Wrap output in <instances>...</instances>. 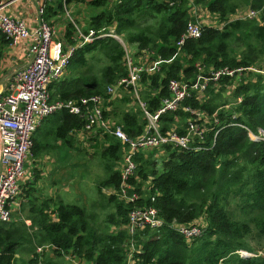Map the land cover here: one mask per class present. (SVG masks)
<instances>
[{
    "label": "trees",
    "instance_id": "trees-1",
    "mask_svg": "<svg viewBox=\"0 0 264 264\" xmlns=\"http://www.w3.org/2000/svg\"><path fill=\"white\" fill-rule=\"evenodd\" d=\"M70 1L83 0H50L44 18H55ZM192 1L201 4L203 12L215 14L222 25L201 24L199 36L186 39L180 51L174 53L173 39L192 17L193 7L189 12L188 0H87L92 11L81 32L88 28L109 32L111 26V32L118 34L124 44H134V50L150 49L168 59L159 63V71L140 75L144 85L140 97L150 111L168 96L167 80L189 81L198 71L196 62L203 69L264 66V0ZM242 5L257 10L256 15L231 18L230 14ZM64 22L63 49L74 42L73 33L77 36L74 24L68 19ZM122 42L96 32L90 41L76 45L64 72L49 83L50 99L102 93L106 84L125 72ZM90 59L98 63L95 70L87 66ZM82 65L87 67L82 70ZM243 70L230 90V98L240 97L236 103L218 101L219 86L211 85V81L201 101L193 93L181 100V104L200 108L209 115L203 139L198 141L201 147L177 149L164 145L160 158L153 157L155 148L133 155L136 166L127 177L131 185L127 192L134 190L139 196L132 200H124L117 192L122 143L100 128L89 132L86 139L95 148L101 165L93 187L102 199L99 204L110 209L96 221L81 201L58 199L49 207L48 198L28 197L27 202L20 201L18 213H13L12 206L10 220L0 223V264H13L19 251L30 253L29 264H58V258L71 264H123L130 239L137 247L133 256L138 264H264V254L249 251L244 241L245 237L264 236V140L248 138L238 124L264 129V78L249 68ZM227 78H220L218 84ZM187 115L179 108L166 110L160 115V128L175 123L176 131L181 133ZM116 120L129 135L138 133L145 122L139 106L121 110ZM81 123L78 114L65 108L53 110L32 131L30 151L34 154L45 146L53 147L57 140L73 146L77 140L73 132ZM34 175L21 184L17 198L26 192L25 186L34 183ZM109 187L112 191L104 193L102 189ZM142 204L154 205L162 224L129 235L124 228L127 210ZM192 221H200L203 228L198 237L186 242L174 223ZM36 247L41 250L36 252ZM237 250L252 255L240 256Z\"/></svg>",
    "mask_w": 264,
    "mask_h": 264
},
{
    "label": "built area",
    "instance_id": "built-area-1",
    "mask_svg": "<svg viewBox=\"0 0 264 264\" xmlns=\"http://www.w3.org/2000/svg\"><path fill=\"white\" fill-rule=\"evenodd\" d=\"M33 1L36 5V24L33 27H28L22 19L4 11L3 1L0 0V33L9 42L20 37L27 39V61L22 67L14 71L5 86V91L0 93V223L10 220L11 207L16 202L21 184L30 179L27 170V156L32 144L31 133L39 120L53 110L65 108L69 112L81 116V126L73 132L74 137L81 142L85 141L89 132L97 128L120 140L122 149L119 162L120 182L117 192L124 200H132L139 196L134 190L127 192V189L131 188L127 182V177L133 174L136 166V161L133 158L135 153L142 152L144 154L145 151L153 148L160 152L164 145L177 149L201 147L198 141L203 139L204 126L209 120V115L200 108L181 104V100L185 96L193 93L195 98L201 101L208 82L211 81V85L217 86L219 79L223 76L228 77L223 85L232 88L237 82L235 79L244 74L243 69L245 68L258 72L264 78V66L254 68L252 66L229 67L223 65L203 69L196 62L198 71L189 81L181 78H169L167 80L168 96L163 97L159 105L150 111L141 97L138 96L141 87L144 88L140 81V75L142 72L148 74L155 70L159 71V63L168 59H163L159 54H154L153 50L146 48L128 52L125 47L126 44L122 42L118 34L111 32L112 27H109V32L93 28H88L86 32L79 31V40L72 44H66L65 49H63L61 40L55 36L54 25L43 16L44 8L50 0ZM256 13L257 10L247 8L241 16L251 17ZM65 19L74 22L67 12ZM211 25L216 26V24ZM200 31L201 24L194 16L189 17L183 30L173 39L174 53L180 51L186 39L198 37ZM96 32L112 35L122 42L124 47L122 56L125 67L124 74L106 84L102 93L94 92L75 98L50 99L49 83L64 72L73 48L85 41H90ZM123 89L130 94L133 100H136L145 118L142 129L134 135L127 134L119 124L106 114V111H109L108 101L116 95L119 96L120 90ZM239 100L240 97L236 96L233 103ZM178 108L188 112V115L183 117L185 121L184 131L177 132L175 123L162 130L160 128L161 113ZM215 114L216 111L214 110L211 115ZM238 124L243 128L248 138L264 140L262 127L250 128L245 124ZM216 132L217 129L212 133V142ZM150 199H153V196H150ZM161 224L162 219L159 217L156 207L152 204H142L134 205L127 210L124 228L129 235H132L143 228L154 229ZM174 228L188 242L198 237L203 227L198 221H192L174 223ZM40 250L41 247L35 248L36 252ZM136 251L137 247L133 246L130 239L123 264H138L137 258L133 256ZM236 253L240 256L252 255L241 250H237Z\"/></svg>",
    "mask_w": 264,
    "mask_h": 264
},
{
    "label": "rangeland",
    "instance_id": "rangeland-1",
    "mask_svg": "<svg viewBox=\"0 0 264 264\" xmlns=\"http://www.w3.org/2000/svg\"><path fill=\"white\" fill-rule=\"evenodd\" d=\"M188 1L190 3L189 4L190 7L188 9L189 12L191 11V8L193 7L191 14L192 16L195 17V19L200 24L212 23V24H216L217 27H220L222 25V22H220L216 18L215 14H211V15L204 14L202 11L204 7L201 4L194 3L192 0H188ZM247 8L248 7L244 5L239 6L234 13L230 14V17L234 18L235 16H239L238 14L243 15V13L245 12ZM91 11H92V8L88 4L87 0L78 1V2L70 1L63 5L62 12H60L59 15L54 18L57 20V22H55L56 20L52 22L49 21V22L54 25L56 32L58 31L57 36L59 37L60 35H62L63 37L64 29L60 32L61 28H58L56 24L65 23L64 21H65L66 12H67V14L74 21L72 24H74V31L77 32V36H75L74 33L72 34L74 35V39H75L74 42H75L76 40H79L78 32L79 31L81 32V30H83L82 28L85 27V24L88 18L87 16L89 15ZM108 27H111V26H108ZM96 30H100V29H96ZM118 37L120 38L119 35ZM63 41L65 43H68L65 40ZM125 47L128 49L127 50L128 52H134V49L133 51H131L132 48L134 47V44L128 43V45H126ZM97 64L98 63L95 60L90 59L89 65L87 66H89L90 70H95ZM87 66L82 65L80 68L83 70ZM260 76L263 77V75H260ZM217 86H219V88L217 89V91L219 92V96L217 100L222 101L223 99H225L228 103L227 105H230V103H233V99L230 98V90L232 88L230 86H226L220 83ZM119 94H123L122 97L118 98V95H116L108 101V105H109L108 115L113 119V121L117 119L121 110L123 109H133L134 110L138 108L136 100H133L130 97V94L127 91H125V89L120 90ZM138 96L140 97V91L138 92ZM128 97L129 99H127ZM66 152L68 153L66 156V161L68 162V169L64 173H61V176L57 180V183L59 187L60 186L66 187V189L63 190L64 191L63 194L64 196H66L67 200L71 199V200H78V201L83 202L87 210L93 213L94 215L93 219L96 221H99L100 218L103 217L105 210H107L109 206L102 207L99 204V202H102V199H99L93 187L94 180L98 177V175L101 172V165L97 158V152L95 151V148L90 146L88 139H85L84 142L75 140L72 149L71 148H69V150L66 149ZM153 153H154L153 155L154 158H160L161 154H164L163 151H160V152L154 151ZM30 157L32 156L29 152L27 158L29 159ZM102 190L104 191V193L107 192V188H103ZM230 205L233 206L232 201H230ZM244 241L246 245L248 246V248H250L249 251L256 252V253L259 252L260 254H264V236L258 239L256 237L249 236V237H245ZM44 253H48V252L45 251ZM29 258H31V255L29 252L19 251L14 258L13 264H29L27 263V260ZM56 261L58 262V264H71L67 260H63L61 258L56 259Z\"/></svg>",
    "mask_w": 264,
    "mask_h": 264
},
{
    "label": "crops",
    "instance_id": "crops-1",
    "mask_svg": "<svg viewBox=\"0 0 264 264\" xmlns=\"http://www.w3.org/2000/svg\"><path fill=\"white\" fill-rule=\"evenodd\" d=\"M1 1H3L4 11L13 16L19 17L28 27H33L36 24V5L33 0ZM203 13L207 14L206 12ZM238 15L241 16L240 14ZM55 20L56 19H54L53 16L48 18V21L51 22ZM55 22H57V20ZM56 25L58 28H61V32L64 28V24L61 23ZM57 33L58 31L55 33L56 38L60 39L62 42V35L58 37ZM26 47V38L20 37L16 38L13 42H9L0 34V93L5 91V86L14 71L26 63ZM76 139L79 140L78 138ZM72 147L73 146L69 147L63 142L57 140L53 147L45 146L43 149H40L38 153L34 154L30 151L32 157L27 160V170L29 172V178H32L33 174H35L34 183H32L31 186H25L24 190L26 192L23 193L20 198L16 199V202L13 204V212L16 210L18 213V208L22 206V202L20 203V201L27 202L28 197H31L34 200L48 198L49 207H51L52 201L56 202L58 199L62 201H73L71 199L67 200L66 196H64L63 190H65L66 187H59L57 183L61 173H64L68 169V162L66 161L68 153L66 152V149L69 150V148L72 149ZM107 191H112V189L109 187L107 188ZM23 215H25V209L23 210ZM198 222L202 225L200 221Z\"/></svg>",
    "mask_w": 264,
    "mask_h": 264
}]
</instances>
